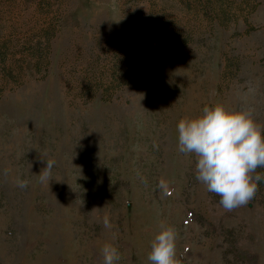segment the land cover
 Returning <instances> with one entry per match:
<instances>
[{
    "label": "rangeland",
    "instance_id": "1",
    "mask_svg": "<svg viewBox=\"0 0 264 264\" xmlns=\"http://www.w3.org/2000/svg\"><path fill=\"white\" fill-rule=\"evenodd\" d=\"M216 103L264 132V0H0V264H150L162 226L180 264H264V181L226 212L178 150Z\"/></svg>",
    "mask_w": 264,
    "mask_h": 264
},
{
    "label": "clouds",
    "instance_id": "2",
    "mask_svg": "<svg viewBox=\"0 0 264 264\" xmlns=\"http://www.w3.org/2000/svg\"><path fill=\"white\" fill-rule=\"evenodd\" d=\"M178 150L196 157V179L206 190L219 196V204L226 212L246 206L254 199L264 174V132L256 122L253 109L229 110L223 104L205 106L201 114L181 118L177 123ZM55 160H46L42 183L52 178ZM21 189L28 187L27 180H17ZM162 196L171 195L166 181L161 180ZM107 229L113 227L110 218L103 217ZM115 233L113 238L115 239ZM178 233L172 226H162L155 235L148 254L150 264H180L176 258ZM103 264H116L118 249L105 243L101 249Z\"/></svg>",
    "mask_w": 264,
    "mask_h": 264
}]
</instances>
